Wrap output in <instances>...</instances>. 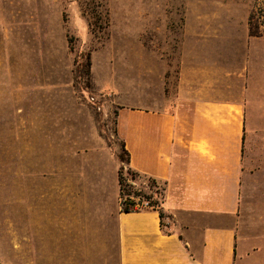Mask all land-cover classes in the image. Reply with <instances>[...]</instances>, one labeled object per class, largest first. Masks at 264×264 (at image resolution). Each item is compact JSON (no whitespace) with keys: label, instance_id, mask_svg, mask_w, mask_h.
I'll return each mask as SVG.
<instances>
[{"label":"rangeland","instance_id":"obj_1","mask_svg":"<svg viewBox=\"0 0 264 264\" xmlns=\"http://www.w3.org/2000/svg\"><path fill=\"white\" fill-rule=\"evenodd\" d=\"M199 3L250 6L264 35V0H0V264H121L113 168L139 202L163 186L128 174L117 110L161 95L164 74L169 92L179 28L165 22Z\"/></svg>","mask_w":264,"mask_h":264},{"label":"crops","instance_id":"obj_2","mask_svg":"<svg viewBox=\"0 0 264 264\" xmlns=\"http://www.w3.org/2000/svg\"><path fill=\"white\" fill-rule=\"evenodd\" d=\"M197 5L165 22L179 28L169 92L164 74L161 95L117 110L129 166L163 186L157 207L119 206L121 264H264V35L250 6Z\"/></svg>","mask_w":264,"mask_h":264},{"label":"trees","instance_id":"obj_3","mask_svg":"<svg viewBox=\"0 0 264 264\" xmlns=\"http://www.w3.org/2000/svg\"><path fill=\"white\" fill-rule=\"evenodd\" d=\"M97 23H98V19L91 21L92 26L93 24H97ZM252 32H256V31L252 29ZM73 42H74V38L69 37L70 49L72 51L75 49ZM91 56H92L91 52H86V53L82 52L78 56H76V62H78L79 71L82 72V75H85L88 85L90 84V74H91V67H92ZM122 151L123 153L120 154V159L122 161H125L129 166L130 153L126 150L124 142L122 143ZM128 174L131 176L132 180L134 181L140 180V178L144 176L137 170L131 168L130 166L128 168ZM144 177H147V176H144ZM147 178L150 181V183L152 184L156 183V180L153 179L152 177H147ZM127 179L128 178L124 176L123 168H120L119 173H118V180L120 184V194L122 198L121 211L122 212L139 211L140 209L136 207V204L140 202L139 201L137 202V200L135 199V196L140 195V194L139 193L138 194L135 193L134 195L131 194V192L127 189V185H128ZM147 199H148L150 206H153V207L159 206L158 202L149 200V198ZM159 212H160V216L163 222V218H165L166 214L162 209H159ZM164 232H167V230H164Z\"/></svg>","mask_w":264,"mask_h":264},{"label":"built area","instance_id":"obj_4","mask_svg":"<svg viewBox=\"0 0 264 264\" xmlns=\"http://www.w3.org/2000/svg\"><path fill=\"white\" fill-rule=\"evenodd\" d=\"M138 202V201H137ZM149 202L148 201H143V202H140V203H137L136 204V207L139 208V209H142L144 207H149Z\"/></svg>","mask_w":264,"mask_h":264}]
</instances>
